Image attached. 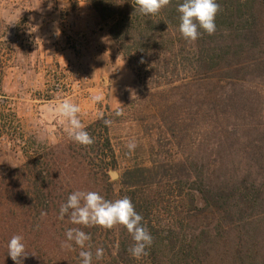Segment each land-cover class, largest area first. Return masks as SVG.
Returning a JSON list of instances; mask_svg holds the SVG:
<instances>
[{"label":"rangeland","instance_id":"obj_1","mask_svg":"<svg viewBox=\"0 0 264 264\" xmlns=\"http://www.w3.org/2000/svg\"><path fill=\"white\" fill-rule=\"evenodd\" d=\"M45 7L57 8V3L0 0V177L27 157L44 155L49 161L42 169L58 175L54 159L62 157L72 180L58 183L66 188L64 199L75 191L111 195L110 187L103 185L104 164L100 159L90 161L96 152L102 155L96 145L100 133L94 134L90 146L74 142L68 134L70 123L59 111L68 101L80 108L78 117L85 128L103 115L112 121L110 137L118 166L106 173L113 196L121 189H138L152 196L162 204L155 214L161 228L169 221V206L174 208L173 216L180 212L186 222L197 211L189 196L199 194L200 175L203 185L211 189H229L247 181L257 200L247 221L234 226L232 244L234 250L242 248L252 264H264V60L247 56L244 62H251V67L230 79L197 74L189 66L188 53L177 57L178 70L171 55L139 54L143 60L153 59L154 66L163 62L154 74L162 76L164 84L147 88L109 31V43L90 56L93 63L83 55L74 56L84 54L86 38L72 24L52 31L50 55H41V49L36 55L30 43L34 33L28 28L35 22L31 12ZM8 10H18L19 15L5 20ZM98 18L107 31L109 23ZM60 35L68 39L64 48L57 47ZM64 49L73 57H63ZM96 96L102 99L95 101ZM118 111L122 114L117 115ZM132 141L137 147L129 152L126 145ZM76 157L84 160L83 165ZM118 230L99 229L91 235L113 249ZM188 230L185 223L183 231ZM232 244L218 247L209 264H235ZM50 249L45 245L42 253Z\"/></svg>","mask_w":264,"mask_h":264},{"label":"trees","instance_id":"obj_2","mask_svg":"<svg viewBox=\"0 0 264 264\" xmlns=\"http://www.w3.org/2000/svg\"><path fill=\"white\" fill-rule=\"evenodd\" d=\"M88 1L100 19L109 23L110 36L147 88L150 84L156 87L164 84L163 77L154 74L161 69L163 62L159 61L158 66H154L153 59L143 60L139 54L152 52L161 57L171 55L178 70L177 57L188 53L191 56L187 59L189 66L197 74H216L230 79L251 67V62H244L247 56L264 60V0H217L222 9L215 21L217 31L214 35H208L201 30L200 38L194 42L186 41L179 32L177 5L182 0H171L154 16L135 11V0ZM169 62L166 61L168 65ZM166 81L172 83L171 80ZM104 120H109L107 115L85 128L93 139L96 132L100 133L96 145L100 146L102 155L96 152L97 156L90 158V161L94 163L100 159L104 164L106 179L103 185L110 187L108 190L111 192L105 198L114 201L113 197L116 200L128 196L136 211L143 216V224L153 237V243L146 249L147 255L140 259L130 255L128 249L133 240L123 226L115 227L119 229V234H115L114 248L109 249L103 241H97L91 235L103 228L73 225L67 216L60 219V206L67 201V197L64 199L67 193L66 188L59 187L58 183L64 181L70 184L72 180L66 173V163L62 157L54 159L58 175L43 170L42 166L49 161L44 155L38 158L29 156L0 177V264H15L7 255V244L13 235L23 237L28 254L23 264H81V249L74 242H67L65 236L67 229L75 227L91 235L88 243L93 253L99 247L104 248L103 258L96 260L93 257V264H209L210 257L218 247L227 248L229 243L232 244L234 231L237 230L234 226L251 216L250 212L255 208L254 190L247 181L238 187L211 189L203 185L200 175L197 180L200 184L197 188L199 194L189 196L191 205L197 207V211L186 222V218L179 216L180 212L173 216L174 208L169 206V221L161 228L162 223L155 219V214L163 209L162 204L152 196L142 195L138 189H121L118 195L113 196L115 194L107 182L109 174L106 169L117 168L118 160L110 137V125L106 126ZM88 159L86 161L90 163ZM75 161L81 163L79 166L84 162L80 157H76ZM42 212L46 215L42 216ZM185 223L189 227L187 233L183 231ZM93 241L94 245L91 244ZM62 242L71 243L72 247H62ZM45 245L53 249L43 254ZM231 247L234 250L233 244ZM232 258L235 264H252L242 248H235Z\"/></svg>","mask_w":264,"mask_h":264},{"label":"clouds","instance_id":"obj_3","mask_svg":"<svg viewBox=\"0 0 264 264\" xmlns=\"http://www.w3.org/2000/svg\"><path fill=\"white\" fill-rule=\"evenodd\" d=\"M171 0H135L136 8L141 15L154 16L167 7ZM221 5L217 0H182L177 5L179 13V32L189 42L200 38L202 31L208 35H214L217 31L216 17L221 11ZM202 30V31H201ZM101 96L94 97L100 101ZM60 114L68 119L70 123V138L82 145L90 146L94 143L93 137L85 130V126L78 117L80 108L71 102L65 101L60 106ZM117 112V115H121ZM106 126L112 121L104 120ZM129 152L136 149L137 144L132 141L126 145ZM42 216L46 213L42 212ZM68 217L73 225L84 227L98 226L111 230L116 226H123L131 235L133 244L129 247L130 255L140 259L147 255L146 249L153 243V237L148 228L143 224V216L139 214L130 197L124 196L116 200H108L96 191H75L71 193L67 201L60 206L59 218ZM67 242H74L81 251L79 256L81 264H93V257L101 260L104 256V248L100 247L91 251L88 243L91 235L79 227L69 228L65 232ZM62 242V247H72L71 243ZM7 255L15 264H23V259L28 256L21 235H13L7 244Z\"/></svg>","mask_w":264,"mask_h":264},{"label":"crops","instance_id":"obj_4","mask_svg":"<svg viewBox=\"0 0 264 264\" xmlns=\"http://www.w3.org/2000/svg\"><path fill=\"white\" fill-rule=\"evenodd\" d=\"M55 1L57 3V8L45 7L42 9H35L31 12V15L34 16L33 19L35 22H33L30 28L25 24H20L22 28L27 27L29 30L32 28L34 34H32L30 43L35 49L36 55L38 49L42 50L41 55H44V53L50 55L49 53H52L51 43L54 42L51 37L52 31L60 28L64 29V25L72 24L75 26V29L80 36H84V40L86 38V41L83 42L85 46V48L83 46V49H85L84 54L77 52L74 53V56L81 58L83 55L84 58L90 61L89 63H93L94 61L90 60V56H94L95 52L97 54V50H103L104 46L109 43V37L106 36L109 29L106 31L105 27H103L104 25L100 24L98 15L88 0ZM4 13L5 20L14 19V16L19 15L18 10H8ZM67 41L68 39L65 35L64 37H61L60 35L57 47H66ZM45 47H47L46 50H44ZM62 55L63 57H73L70 50L67 49L62 51Z\"/></svg>","mask_w":264,"mask_h":264}]
</instances>
